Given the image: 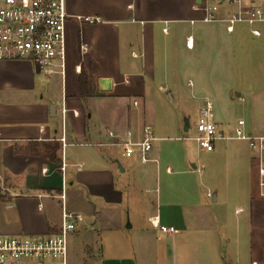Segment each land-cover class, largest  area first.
Here are the masks:
<instances>
[{"label":"crops","instance_id":"obj_1","mask_svg":"<svg viewBox=\"0 0 264 264\" xmlns=\"http://www.w3.org/2000/svg\"><path fill=\"white\" fill-rule=\"evenodd\" d=\"M65 1L74 16L66 22L64 73L57 66L47 74L31 60L0 61V233L55 232L65 206L83 216L70 235L71 263L80 247L94 256L93 264H264V196L259 186L264 152L236 138L216 141L212 151L199 149L201 155L212 156L211 178L204 162L186 166L174 151L161 166L137 157L122 159L111 149L121 146L127 130L138 139L142 127L152 122L150 108L162 106L167 94L171 102L175 96L204 97L202 106L210 100L207 91L196 90L193 78L187 82L190 94L183 93L181 77L195 73L210 76L205 86L211 77L214 84L222 74L230 78L219 82L222 105L216 108L210 100L221 129L232 131L236 120L243 119L247 134L264 135L256 102L260 91L236 81L248 77L251 53L244 41L232 42L219 33L223 24L224 32L233 34L224 21L202 20L203 6L218 1ZM231 9L221 4L217 16L223 18ZM78 15L100 21L79 20ZM208 43L215 50L209 57ZM82 70L89 79L86 96L80 94ZM249 99L257 106L254 120L226 116L228 103ZM152 155H159L154 145ZM172 164L182 168L173 170ZM164 171L166 191L156 188L155 197L143 195L141 189L148 192ZM174 173L199 175L200 194ZM154 215L179 231L158 239L149 221ZM232 215L241 218L236 223ZM105 232L126 254H104Z\"/></svg>","mask_w":264,"mask_h":264},{"label":"built area","instance_id":"obj_2","mask_svg":"<svg viewBox=\"0 0 264 264\" xmlns=\"http://www.w3.org/2000/svg\"><path fill=\"white\" fill-rule=\"evenodd\" d=\"M217 1L216 4L206 3L203 6V21L222 20L229 33H234L237 25L244 24L253 36L262 35L264 0ZM221 4L232 8L223 18L217 16ZM72 16L67 11L65 0H0V61L31 60L47 74L56 72L57 66L64 73L66 22ZM76 18L91 23L100 21L98 17L78 15ZM187 46L193 47L192 36L187 37ZM134 103L137 104V101ZM202 109L195 123V134L183 138L193 139L199 149L206 151H212L218 140L243 139L248 141L251 148L264 152V135L247 134L243 119L237 121L232 131H225L212 118L213 104L210 100L205 101ZM110 134L119 137L113 132ZM155 140L152 126L145 124L138 139H135L131 130H127L120 137L119 144L123 146V155L126 157H137L144 164H159V159L152 155ZM259 186L264 196V163L259 166ZM209 195L212 196V193L209 192ZM60 196L64 198V193ZM82 220L81 214L63 206L61 225L55 232L18 235L0 233V264H72L70 235ZM149 221L157 231L158 239L179 231L175 226L163 223L158 215L150 216Z\"/></svg>","mask_w":264,"mask_h":264},{"label":"rangeland","instance_id":"obj_3","mask_svg":"<svg viewBox=\"0 0 264 264\" xmlns=\"http://www.w3.org/2000/svg\"><path fill=\"white\" fill-rule=\"evenodd\" d=\"M262 28V36L261 37H255L252 34H250V31L248 27L244 24H239L236 27V31L233 34H227L224 32L223 24H221L219 33H225L223 37H230L231 41L240 42L244 41L245 45L247 46V50L249 53H251V57L248 59V77L242 75L239 76L236 81L239 84L242 83H248L251 87H255L257 90H259V94L262 95L261 100H257L256 102L260 105L259 111L262 112L259 114L260 117L264 118V71L261 70V68H264V24L261 26ZM221 35V34H219ZM222 36V35H221ZM232 41V42H233ZM210 44L207 49V57L210 56L211 53H215V50L212 49L213 45ZM213 62V61H212ZM214 64V63H213ZM196 75H186L184 77H181L182 81L180 83L181 89L183 90V93L190 94L192 87L188 85L189 78H193L194 82H196V90H205L207 91L210 97V100H212L213 104H215V107L217 108L219 101V94L220 92V84L219 82L228 81L230 78L228 75L222 74V80L218 82V84H214L213 79L211 77V83L208 86L206 85V79L210 80V76L203 75L202 73H195ZM243 74V72H242ZM207 76V77H206ZM203 80V81H202ZM205 87H204V86ZM215 87V88H214ZM194 88V87H193ZM167 93V91H165ZM220 92V93H219ZM164 93V92H163ZM174 93V91H173ZM222 95H224L222 93ZM175 96V95H174ZM216 100H215V97ZM166 97V95H165ZM168 98H165L164 104L158 108H150V121L147 124H150L153 128L154 136L157 138L156 141L153 142V145L156 148V153H158V159L161 162V166L166 163V160L169 153L171 151H174L176 153V159H185V165L188 166L189 163H195L199 167L201 166V163L204 162L207 167V172L212 178V172H213V165H212V156L203 153L201 155L200 150L197 146V143L192 140L191 138H182L184 136H193L195 134V123L197 122V119L199 117V114L203 110V101L205 98H196L194 100H191L188 96L185 99H178L175 96V101L171 102L170 97L167 94ZM167 99V100H166ZM221 104V103H220ZM222 105V104H221ZM214 112V109H212ZM257 111V106H254V100L249 99L247 102L237 101L235 100L233 102V105H230L228 103V106H226V116L229 118H240L243 117L245 120H254L255 112ZM212 118L215 120V117L212 114ZM188 119L189 121V129L188 131H184L185 126V120ZM237 122V120H236ZM113 150V154L115 156H119L122 159H135V157H129L125 158L122 157V153L124 151L123 146H117V147H111ZM201 155V157H200ZM156 156V155H155ZM154 167V164H150ZM173 170H178V168H182L177 165V168L172 164L171 166ZM175 172V171H174ZM175 177L185 178L187 181V184L189 186V189L192 193L196 192V195L200 194V188L198 187V181L200 179L199 175L196 174L195 177L188 176V175H182V174H175ZM166 177L165 171L163 174L159 176V182H152L151 185H149L148 192L145 191V188L141 189V193L145 196L155 197L157 192L156 188L163 192L165 190V184L162 183ZM203 190H207L204 188ZM202 190V191H203ZM2 192V189H0ZM159 194V193H158ZM210 197V196H209ZM208 201L212 205V198H207ZM243 216V215H242ZM233 220L237 223V221L241 218V216L232 215ZM102 244L105 246V255H114L119 256L121 254V251L112 244V239L114 238L113 235L108 234L107 232L103 233L102 235ZM98 249L101 248V246H97ZM88 252V251H87ZM84 250H82L80 247L78 248L77 254L74 257V261H72V264H93L94 256L90 253H87ZM97 264V263H96ZM100 264V263H98ZM244 264V263H243Z\"/></svg>","mask_w":264,"mask_h":264},{"label":"trees","instance_id":"obj_4","mask_svg":"<svg viewBox=\"0 0 264 264\" xmlns=\"http://www.w3.org/2000/svg\"><path fill=\"white\" fill-rule=\"evenodd\" d=\"M79 85H80V94L82 96L88 95L89 79L84 70H82V73L80 75Z\"/></svg>","mask_w":264,"mask_h":264},{"label":"water","instance_id":"obj_5","mask_svg":"<svg viewBox=\"0 0 264 264\" xmlns=\"http://www.w3.org/2000/svg\"><path fill=\"white\" fill-rule=\"evenodd\" d=\"M52 110H54L53 111V114L55 115V107L54 106H52ZM185 131H188V129H189V121H188V119H186L185 120Z\"/></svg>","mask_w":264,"mask_h":264}]
</instances>
